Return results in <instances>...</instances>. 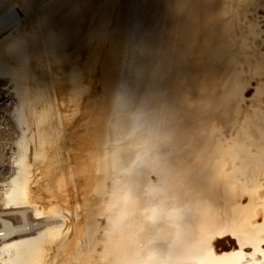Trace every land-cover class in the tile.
<instances>
[{"label": "bare ground", "instance_id": "obj_1", "mask_svg": "<svg viewBox=\"0 0 264 264\" xmlns=\"http://www.w3.org/2000/svg\"><path fill=\"white\" fill-rule=\"evenodd\" d=\"M0 79V264H264V0H0Z\"/></svg>", "mask_w": 264, "mask_h": 264}, {"label": "rangeland", "instance_id": "obj_2", "mask_svg": "<svg viewBox=\"0 0 264 264\" xmlns=\"http://www.w3.org/2000/svg\"><path fill=\"white\" fill-rule=\"evenodd\" d=\"M3 80L0 79V87L3 85ZM2 96H0V195L1 189L4 187L3 183L7 182L13 172L12 150L14 149L17 127L14 119L4 109L7 90L2 89ZM5 210L0 204V211ZM7 210V209H6ZM11 210V209H8ZM30 216L34 215L30 212ZM5 217L14 219L17 222L21 221L19 213H9ZM35 218V217H34ZM36 221H44V218H36ZM19 235V234H18Z\"/></svg>", "mask_w": 264, "mask_h": 264}, {"label": "built area", "instance_id": "obj_3", "mask_svg": "<svg viewBox=\"0 0 264 264\" xmlns=\"http://www.w3.org/2000/svg\"><path fill=\"white\" fill-rule=\"evenodd\" d=\"M14 220H15V218H14ZM5 230L3 229V225L1 224V222H0V241H2L3 240V238L5 237Z\"/></svg>", "mask_w": 264, "mask_h": 264}]
</instances>
